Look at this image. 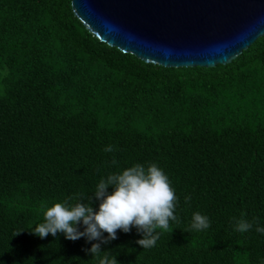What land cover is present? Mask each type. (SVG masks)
Returning <instances> with one entry per match:
<instances>
[{"label": "trees", "instance_id": "1", "mask_svg": "<svg viewBox=\"0 0 264 264\" xmlns=\"http://www.w3.org/2000/svg\"><path fill=\"white\" fill-rule=\"evenodd\" d=\"M150 162L177 220L153 248L133 228L102 250L119 264H264V235L234 230L264 226V37L227 65L165 68L90 34L72 0H0V264H98L84 238L29 232L41 205ZM195 212L209 229H191Z\"/></svg>", "mask_w": 264, "mask_h": 264}, {"label": "water", "instance_id": "2", "mask_svg": "<svg viewBox=\"0 0 264 264\" xmlns=\"http://www.w3.org/2000/svg\"><path fill=\"white\" fill-rule=\"evenodd\" d=\"M111 47L165 68L227 65L264 37V0H72Z\"/></svg>", "mask_w": 264, "mask_h": 264}, {"label": "clouds", "instance_id": "3", "mask_svg": "<svg viewBox=\"0 0 264 264\" xmlns=\"http://www.w3.org/2000/svg\"><path fill=\"white\" fill-rule=\"evenodd\" d=\"M104 151L112 153L116 149L109 144ZM111 164L119 167L115 157ZM178 200L170 177L158 163H135L100 178L91 197L70 198L51 206L43 203V221L29 232L41 239L58 233L72 241L84 238L91 243L85 252L97 259L98 264H119L116 256L102 250V245L117 239V230L129 233L135 228L142 237L136 241L138 245L143 249L155 247L160 233L177 220ZM184 200L190 203L191 196L186 195ZM210 223L207 215L195 212L190 227L203 231L209 229ZM254 226L264 235V226L244 218L235 221L234 230L246 233Z\"/></svg>", "mask_w": 264, "mask_h": 264}]
</instances>
